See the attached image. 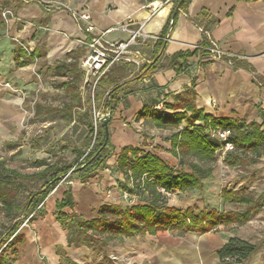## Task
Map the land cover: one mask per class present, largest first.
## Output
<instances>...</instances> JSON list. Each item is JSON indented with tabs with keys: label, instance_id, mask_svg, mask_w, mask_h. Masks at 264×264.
Listing matches in <instances>:
<instances>
[{
	"label": "crops",
	"instance_id": "crops-1",
	"mask_svg": "<svg viewBox=\"0 0 264 264\" xmlns=\"http://www.w3.org/2000/svg\"><path fill=\"white\" fill-rule=\"evenodd\" d=\"M6 10L11 12L8 16L3 15ZM176 10L175 0H0V119L5 114L15 118L20 116L18 100L10 96L9 88L2 83L9 82L29 91L38 86L33 73V57L16 39L32 48L42 75L58 79L56 88H63L64 96L69 98L65 106L45 120L80 122L77 116L87 109L90 98L89 94L85 101L76 103L82 101L81 86L87 85L81 61L89 47L88 34L83 29L86 22L76 19L73 14L90 11L92 22L100 30H109L131 18V28L142 24L143 31L150 35L143 45L134 46L142 51L144 60L121 62L113 68L115 72H125L122 82L126 84L119 107L109 123L113 154L107 164L86 181L76 176L69 178L70 173L67 174L50 193L46 204H41L32 212L34 215L31 213L25 218L12 234L19 219L9 220L2 212L8 221L3 222L4 229H0V243L6 240L0 248V258L4 263L61 264L69 259L79 264H235L230 259L222 261L218 249L234 236L246 240L243 229L253 214L264 208L252 189L245 187L241 188L251 192L258 203L252 208L249 221L243 225L219 224L205 233L177 228L158 230L154 234L125 237L122 241L106 238L103 244L87 242L76 246L68 241L65 224L74 212L91 220L99 217V208L103 204L125 206L121 203L120 190L124 185L130 187L133 184L119 170L118 158L125 146L140 148L142 154L150 151L177 170L173 159H179L172 152L173 135L186 123L183 121L179 127L158 125L150 115L140 117L143 110L168 114L183 111L172 107L174 95L194 87L196 107L204 115L231 118L246 124L257 122L264 129V85L254 80L256 75L264 77V0H190L187 8L179 10L173 24ZM204 10L208 11V16L199 24L197 16ZM204 28H208L205 34L209 40L213 39L220 49L241 56L239 61L244 65L234 66L225 59H213L194 52V46L203 39ZM129 36V32L116 29L107 33L105 38L115 41ZM21 51L26 55L18 59ZM177 52H194L185 60L180 59L183 70L179 72L171 62ZM153 59L157 60L156 68L143 75L141 66ZM62 60L70 64L71 70L55 74L54 67ZM73 99L76 101L71 102ZM196 123L203 124L205 120H197ZM84 139L75 148L83 146ZM249 165L264 167V155L258 163ZM186 168L184 170L190 171L189 165ZM214 168L215 163L213 174ZM120 181L126 184L121 185ZM69 188L74 207L58 209L57 202L64 198ZM107 188H111V197L116 202L110 200L105 191ZM221 191L218 196L221 202L234 208L180 207L174 198H167V203L183 210L194 207L197 213L203 209L225 212L248 207L225 202ZM149 198L145 192L141 202L146 203L151 200ZM61 219L66 220L62 222ZM114 240L120 243L116 247L121 257L118 260H113L112 256L116 254L109 251L112 247L109 242Z\"/></svg>",
	"mask_w": 264,
	"mask_h": 264
},
{
	"label": "trees",
	"instance_id": "trees-1",
	"mask_svg": "<svg viewBox=\"0 0 264 264\" xmlns=\"http://www.w3.org/2000/svg\"><path fill=\"white\" fill-rule=\"evenodd\" d=\"M175 1L179 9L176 10L177 12L172 18L173 24L179 10L187 8L190 2V0H183L179 5L181 0ZM207 16L208 11H202L197 16L198 23L201 24V21ZM203 32V39L194 48V52L210 58V40L205 34L208 32V28H204ZM194 52H177L172 57V66L178 72L182 71L180 59L185 60ZM24 54L26 55L24 51H21L18 59ZM233 60L234 66L244 65L239 59ZM65 61L62 60L56 64L53 71L55 74L59 75L71 70L70 64ZM156 64L157 60L153 59L151 63L142 65L140 72L146 75L156 68ZM124 73L121 71L115 72L112 69L105 74L96 87L94 102L89 98L87 109L77 116V119L86 125L88 132L83 146L75 148L74 159L51 162L47 158H40L35 163L37 166L43 167L42 170L32 174H22L18 170L7 166L5 159L0 158V213L3 212L12 221L19 219L10 234L21 225L25 218L44 203L45 199L67 174L70 173L69 178L76 176L81 181H86L107 164V160L113 154L111 139L109 137L106 145L103 146L106 138L105 125L103 122H99L96 129L94 116L95 111H101L102 113L109 111L113 114L119 107L121 92L126 84L122 82ZM254 80L264 85V77L256 75ZM174 98L175 103L172 107L183 109V111L168 114L143 110L139 116L150 115L155 118L158 125L179 127L183 121L186 123L183 129L173 135L172 152L178 157L181 164L188 162L190 171H186L184 168L179 171L175 170L150 151H145L142 154L140 148L125 146L118 158L119 170L133 182L134 187L130 188L124 185L123 189L138 191L141 195L146 192L151 200L146 203L140 201L130 206L113 203L103 204L99 208V217L91 220H86L82 215L74 212L65 224L70 244L76 246L87 242L103 244L106 238H115L122 241L125 237L146 233L154 234L158 230L174 228L181 231L205 233L219 224L235 223L243 225L249 221L252 208L256 207L258 200L245 188H224L221 191V197L225 202L234 203L237 206L248 205L245 209H234L225 212L216 209H203L197 213L194 207L183 210L168 206V195L162 193L159 187L164 188L167 192L201 189L203 180L212 176L213 164L216 162L215 149L219 146V143L210 138L205 132L209 124L229 127L232 130L229 138L234 143L235 150L228 153L224 159V163L229 167L258 163L264 155V129H262V125L257 122L246 124L231 118H212L204 115L196 107L194 87H189L185 91L175 94ZM197 120H205V123L198 124L196 123ZM21 145L20 141H7L4 149L13 150ZM20 178H38L42 180V184L38 190L24 195L18 189L22 185L18 181ZM67 206L74 207L71 188L66 190L64 198L57 202L58 209ZM61 220L64 222L66 219ZM5 241L3 240L0 243V248ZM257 250V244L234 236L219 248L217 253L222 261L230 259L235 264H240ZM0 264L6 263L0 258ZM61 264L79 263L66 259Z\"/></svg>",
	"mask_w": 264,
	"mask_h": 264
},
{
	"label": "rangeland",
	"instance_id": "rangeland-1",
	"mask_svg": "<svg viewBox=\"0 0 264 264\" xmlns=\"http://www.w3.org/2000/svg\"><path fill=\"white\" fill-rule=\"evenodd\" d=\"M33 73L36 76L35 78H37L38 86L30 91L23 89L26 92L24 100L9 89L10 96L19 102L20 116L15 118L14 115L5 114L0 119V158L5 159L7 166L18 170L22 174H32L42 170L43 167H39L35 163L40 158H47L51 162L59 159L71 160L74 157L73 149L82 143L87 133V129L80 122L74 120L61 119L54 122L45 120L52 113L65 106L69 102V98L64 96L63 88H56L58 79L49 78L47 74L42 75L41 69L37 64L33 67ZM88 95V85H82L80 88L82 101L73 99L71 102H83ZM18 139L22 142L21 147L15 150L4 149L7 141H16ZM64 145L68 147L64 148ZM173 160L176 162L175 167L178 171L188 166L187 163L182 165L177 159L176 161L175 159ZM18 181L22 184L18 187L19 192L24 193V195L38 190L42 184V180L38 178H20ZM120 183L123 185L125 181H120ZM133 187V184L130 185V188ZM241 187H245L248 190L252 189L255 195L260 198L259 201L264 205V167L258 168L247 165L229 168L224 162L216 161L214 174L211 178L204 181L203 189L191 192L173 191L168 195V198L169 200L172 198L178 200L180 207L196 205L199 207L214 206L218 209H232L235 206L223 204L218 197L219 193L223 188L239 189ZM109 190L111 188L105 190L108 196H110L108 194ZM123 190L121 188L120 194ZM143 196L140 195L139 199L142 200ZM49 197L50 194L45 199V204ZM113 198L111 197L110 200L116 202ZM121 203L124 204L122 201ZM5 219V216L0 213V229H4L5 225H3V222L8 223ZM243 237L247 241L257 244L259 251L240 264H264V208L261 212L253 214L248 225L243 229ZM109 243L112 245V247H109V251L116 254H112V259L118 260L120 256L116 247L120 243L115 240Z\"/></svg>",
	"mask_w": 264,
	"mask_h": 264
},
{
	"label": "built area",
	"instance_id": "built-area-1",
	"mask_svg": "<svg viewBox=\"0 0 264 264\" xmlns=\"http://www.w3.org/2000/svg\"><path fill=\"white\" fill-rule=\"evenodd\" d=\"M10 10H6L3 15L8 16ZM74 17L79 20H84L86 22L84 31L88 34L87 44L89 47V52L81 61V67L85 72V83L89 86L90 98L94 102L95 91L99 80L111 71L116 65L121 62H139V60H144L142 51L134 46L143 45L144 42L150 37L143 31V25L140 24L134 28H131L133 20L131 18L126 19V21L118 24L117 26L109 30H100L92 22V16L90 11H85L82 13L75 12ZM123 30L130 33L127 39H119L115 41H109L105 38L106 34L113 30ZM169 37V34L167 35ZM18 43L28 52L30 56L33 57L34 66L37 64V57L32 53V48L21 43L16 39ZM195 45L194 47H196ZM210 57L213 59H225L230 64H234L233 59H239L241 56L229 53L218 47L217 43L210 39ZM3 86L14 91L23 100L26 97V92L22 88L15 87L9 82L2 83ZM35 102V101H34ZM104 117H112L111 112L107 111L102 113L101 111H95L94 121L95 127L97 129L98 123L102 122ZM205 132L212 139H215L219 146L215 149V158L218 162H224L226 155L235 150L234 143L230 140V135L232 133L231 128L224 126H213L209 124L206 127ZM94 142V141H93ZM162 193L170 195L172 192H167L164 188L159 187ZM111 197V193H108ZM141 194L138 191L123 190L120 194V199L124 202L125 206H130L139 203L141 200L139 196ZM43 204V203H42Z\"/></svg>",
	"mask_w": 264,
	"mask_h": 264
},
{
	"label": "water",
	"instance_id": "water-1",
	"mask_svg": "<svg viewBox=\"0 0 264 264\" xmlns=\"http://www.w3.org/2000/svg\"><path fill=\"white\" fill-rule=\"evenodd\" d=\"M183 0H181L179 2V5L182 3ZM179 9V7L177 8V10ZM177 12V11H176ZM102 122L104 123L105 125V134H106V138H105V142H104V145H106L107 141L109 140V137H110V130H109V118L108 117H104L102 119Z\"/></svg>",
	"mask_w": 264,
	"mask_h": 264
}]
</instances>
